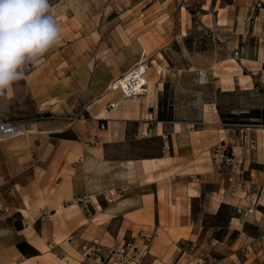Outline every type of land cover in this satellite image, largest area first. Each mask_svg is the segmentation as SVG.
<instances>
[{
	"label": "crops",
	"instance_id": "crops-1",
	"mask_svg": "<svg viewBox=\"0 0 264 264\" xmlns=\"http://www.w3.org/2000/svg\"><path fill=\"white\" fill-rule=\"evenodd\" d=\"M212 1L202 9L215 14L219 35L207 48L189 47L185 38L171 43L170 32L155 35L152 52H159L162 72H149L144 95L110 90L109 83L130 69L109 74L103 64L91 78L93 98L78 113L58 104L46 110L50 116L35 117L43 107L27 110L25 80L0 95V120L26 128L0 141V264H81L86 241L98 239L108 248L116 236L141 231L154 235L146 264H176L179 242L190 241L196 254L207 256L262 220L264 126L233 133L222 113L264 108V10L256 7L264 0ZM166 78L174 94L172 120L159 119ZM239 96L224 106L223 98ZM111 102L118 105L110 108ZM247 133L258 138L252 154L246 153ZM220 142L232 145L248 180L263 188L257 212L247 217L239 208L246 211L248 199L229 191L215 170L209 150ZM117 188L126 191L109 202ZM79 197L89 198L88 208Z\"/></svg>",
	"mask_w": 264,
	"mask_h": 264
},
{
	"label": "rangeland",
	"instance_id": "rangeland-1",
	"mask_svg": "<svg viewBox=\"0 0 264 264\" xmlns=\"http://www.w3.org/2000/svg\"><path fill=\"white\" fill-rule=\"evenodd\" d=\"M49 2L52 14L61 29L60 42L44 54L38 65H29L25 70V78L20 80L26 81L24 94L27 110L34 104L43 107V112L35 117L50 116L46 110L58 104H67L76 113L85 108L95 92L91 88L92 75L101 64L104 65L102 69L105 73L119 75L129 69L132 70L145 58L143 64L150 66L148 74L162 72L161 69L158 71L159 65L155 59L156 53L159 52H152V48L158 42L155 35L159 32H170L171 43L176 38H185L189 47L199 50L208 47L209 38L216 37L215 34L219 35V29L215 27V14L202 9L203 5L211 8L212 0H49ZM152 28L157 29L152 31ZM159 40L161 42V37ZM233 56L238 57L235 52ZM128 72L110 82V90L112 84ZM259 90L264 95L263 88L260 87ZM165 93L167 106L174 105V94L169 78H166L163 97ZM223 100L224 106H231L238 100L241 101L242 96L229 101L226 98ZM248 182L249 185L257 184L250 179ZM262 193L263 188L260 186L258 201L254 206L250 199L251 194L236 195L248 199L250 202L248 209L253 206L254 212L251 214H254L260 206ZM245 229V234L234 232L227 242L218 243L221 246L218 250L207 256L202 255L206 258V264H264V216L262 220L249 224Z\"/></svg>",
	"mask_w": 264,
	"mask_h": 264
},
{
	"label": "built area",
	"instance_id": "built-area-1",
	"mask_svg": "<svg viewBox=\"0 0 264 264\" xmlns=\"http://www.w3.org/2000/svg\"><path fill=\"white\" fill-rule=\"evenodd\" d=\"M258 9L264 10V5L262 2H258ZM236 56H239V52H235ZM138 66V65H137ZM136 66V67H137ZM133 70L132 79L128 80L126 86L120 83V80H116L112 84V89L115 91H121L124 97H129L133 95H144L148 92V81L147 74L150 70V66L146 64L145 70L138 71V69ZM135 69V70H134ZM142 69V68H141ZM125 77V76H124ZM126 78V77H125ZM118 102H111L110 108H115ZM235 133L237 127L243 126L245 129H250L254 126H264L263 124H253V123H229L225 122ZM196 125V124H195ZM104 122L101 123V127H104ZM26 131L25 125L17 121L12 120H0V141L7 140L9 138L18 136ZM152 132V128L143 132V136H149ZM248 140L246 145V153L252 154L258 145V139L254 136H245ZM163 138L167 140L168 135H163ZM166 151L171 149L169 144H165ZM215 170L222 174L227 181L228 190L232 193H242L251 194L252 205H256L258 201V194L260 191V186L251 183L249 185L246 168L244 160H240L230 143L220 142L209 150ZM126 191L125 188H117L111 192L110 196L107 197L109 202H112L114 197L122 195ZM85 208L89 206V198L79 197L77 198ZM244 211L239 210L243 216L247 217L249 214L254 212V207ZM7 211L8 207L5 208ZM42 215L46 216L48 219H53V214L44 209ZM138 240H142L143 244L139 245ZM154 235L152 233L141 231L137 235L131 234L130 236L118 235L116 236V243L112 247L104 246L100 240L92 239L86 241L82 245L83 256L81 258V264H146V258L150 254L151 244L153 243ZM175 257L178 258L176 264H206V258L204 256L196 254L195 245L190 242H179L176 247Z\"/></svg>",
	"mask_w": 264,
	"mask_h": 264
},
{
	"label": "clouds",
	"instance_id": "clouds-1",
	"mask_svg": "<svg viewBox=\"0 0 264 264\" xmlns=\"http://www.w3.org/2000/svg\"><path fill=\"white\" fill-rule=\"evenodd\" d=\"M49 0H0V95L60 42Z\"/></svg>",
	"mask_w": 264,
	"mask_h": 264
},
{
	"label": "trees",
	"instance_id": "trees-1",
	"mask_svg": "<svg viewBox=\"0 0 264 264\" xmlns=\"http://www.w3.org/2000/svg\"><path fill=\"white\" fill-rule=\"evenodd\" d=\"M166 91V90H165ZM166 93L164 97L162 96L160 102V111L159 119L160 120H172L173 119V105L170 104L167 106L166 102ZM224 121L229 123H253V124H262L264 123V108H253L249 111L242 113H222ZM241 118V121L233 119Z\"/></svg>",
	"mask_w": 264,
	"mask_h": 264
},
{
	"label": "bare ground",
	"instance_id": "bare-ground-1",
	"mask_svg": "<svg viewBox=\"0 0 264 264\" xmlns=\"http://www.w3.org/2000/svg\"><path fill=\"white\" fill-rule=\"evenodd\" d=\"M142 68V69H141ZM145 68H146V63L145 64H143V61L135 68V69H138V71H141V70H145ZM134 69V70H135ZM133 74H135V73H133V70H130L126 75H125V77L123 76L122 78H120L119 80H120V83L121 84H123L124 86H126L127 85V83H128V80H130V79H132V76H133Z\"/></svg>",
	"mask_w": 264,
	"mask_h": 264
}]
</instances>
